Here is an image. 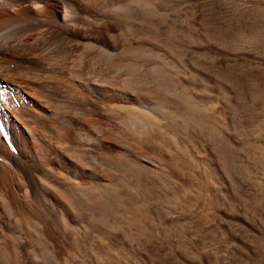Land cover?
<instances>
[{
    "label": "rangeland",
    "instance_id": "rangeland-1",
    "mask_svg": "<svg viewBox=\"0 0 264 264\" xmlns=\"http://www.w3.org/2000/svg\"><path fill=\"white\" fill-rule=\"evenodd\" d=\"M80 1L71 11L77 54L63 38L49 49L67 79L49 118L51 135L69 141L58 145L62 181L26 182L38 201L24 206L0 199V264H264V0ZM72 126L86 130L77 138Z\"/></svg>",
    "mask_w": 264,
    "mask_h": 264
},
{
    "label": "bare ground",
    "instance_id": "bare-ground-1",
    "mask_svg": "<svg viewBox=\"0 0 264 264\" xmlns=\"http://www.w3.org/2000/svg\"><path fill=\"white\" fill-rule=\"evenodd\" d=\"M80 1V0H79ZM82 1H87V0H81L80 2L83 3ZM89 1V0H88ZM90 2V1H89ZM92 2V1H91ZM150 2V1H149ZM79 3V2H78ZM83 3V4H84ZM88 3V2H87ZM95 3V2H94ZM92 2V4H94ZM76 4V0H0V199H5L11 202H16V204H14L17 206H24L26 204V202L32 199H35L37 197H34L33 194L31 193L30 189L27 187L26 182H33L35 185L37 186H46L48 184H50L51 182L55 183H59L60 181H62V179L60 180L61 176V171H59V169L62 167L61 166V161L59 160L61 157V154L63 155V148H61L59 145L60 140L65 141V136L67 137V135L63 134L62 136L64 137H60L59 134L55 136V130L52 132L53 135H51L50 130L51 126H50V122H49V118L52 119V114H54L55 108H56V104L58 103L59 99H57L56 97H54L55 95L57 96V94H55V89H59V87L61 85H63L64 81L66 82L67 79L64 78L63 73H60L58 71L59 67H55V65L53 66V61H55V55H53V52L50 51L49 49L51 48V46L57 43V40H60L59 38H63L65 40V44H64V49L66 54H70V53H74V45H78L79 43L75 40L76 37V32L80 31L81 26L78 25V27L74 26V20L71 14V11L73 9V6ZM86 4V3H85ZM103 4V3H102ZM80 5V4H79ZM93 6V5H92ZM91 7V6H90ZM151 7V6H150ZM76 8V7H75ZM85 8V7H83ZM89 8V7H88ZM92 8V7H91ZM79 9V8H78ZM93 9V8H92ZM85 10V9H84ZM87 10V9H86ZM92 11V10H91ZM102 11V10H101ZM106 11V10H105ZM78 12V11H77ZM88 12V11H87ZM93 12V11H92ZM74 13V11H73ZM83 13V12H82ZM91 13V12H90ZM80 14V13H79ZM86 14V13H85ZM102 14V13H101ZM106 14V13H105ZM88 16V15H87ZM90 16V15H89ZM101 17V16H100ZM83 19V18H82ZM85 19V18H84ZM87 20V19H86ZM85 20V21H86ZM92 20V19H91ZM125 20V19H124ZM76 21V20H75ZM82 21V20H81ZM84 21V20H83ZM84 21V22H85ZM89 22V20H87ZM86 21V22H87ZM83 22V23H84ZM85 22V23H86ZM125 22V21H124ZM82 23V22H81ZM90 23V22H89ZM88 23V24H89ZM93 23V22H92ZM91 23V24H92ZM96 23V22H95ZM87 24V25H88ZM99 24V23H98ZM80 26V28H79ZM90 27V25H89ZM76 28H79V30ZM83 28V27H82ZM86 28V27H85ZM88 28V26H87ZM86 28L87 31H89ZM91 29V28H89ZM100 29V28H99ZM93 30V29H92ZM86 31V32H87ZM100 31V30H99ZM104 31V30H103ZM92 32V31H91ZM79 33V32H78ZM121 33V32H120ZM123 33V32H122ZM106 34V32H105ZM104 34V35H105ZM108 34V33H107ZM86 35V34H84ZM93 35V34H92ZM115 35V33H114ZM124 35V34H123ZM99 36V35H97ZM84 37V36H82ZM88 37V36H86ZM85 37V39H86ZM110 37V36H109ZM115 37V36H114ZM89 38V37H88ZM95 38V37H94ZM102 38V37H101ZM104 38V37H103ZM113 38V37H112ZM111 38V39H112ZM81 39V38H78ZM90 39V38H89ZM97 39L99 40V37H97ZM87 40V39H86ZM113 40V39H112ZM117 40V39H115ZM75 41L77 42L75 44ZM83 41V40H82ZM91 41V40H90ZM80 42V40H79ZM84 42V41H83ZM59 43V42H58ZM57 43V44H58ZM82 42H80L81 44ZM54 44V45H55ZM62 44V43H61ZM83 44V43H82ZM81 44V45H82ZM86 45V44H85ZM93 45V44H92ZM84 46V44H83ZM88 46V45H87ZM85 46V47H87ZM59 47V46H58ZM82 46H80L81 48ZM84 47V48H85ZM118 47V46H117ZM57 48V47H56ZM77 48V47H76ZM79 48V49H80ZM110 48V47H109ZM79 49H77L76 51H78ZM82 49V48H81ZM55 50V49H54ZM53 50V51H54ZM58 51V49H56ZM88 50H89V46H88ZM74 51V52H73ZM85 51L81 50L80 52ZM90 51V50H89ZM64 52V53H65ZM78 51V55L80 53ZM93 52V51H92ZM95 52V50H94ZM55 53V51H54ZM76 53V52H75ZM84 53V52H83ZM87 53V52H86ZM98 53V52H97ZM77 54V53H76ZM75 54V56H76ZM100 54V53H99ZM60 56V54H59ZM85 57V56H84ZM94 57V56H93ZM63 58V57H61ZM75 58V57H74ZM87 58V57H86ZM55 59V60H54ZM66 60V59H65ZM70 60V59H69ZM75 60V59H73ZM72 61V60H71ZM68 61H64V64H67ZM75 62V61H73ZM71 65V64H70ZM89 65V64H88ZM58 66V65H57ZM91 66V65H90ZM65 67V66H64ZM89 67V66H87ZM67 68V67H66ZM93 68V67H92ZM63 69V68H62ZM59 68V70H62ZM85 69V68H84ZM94 69V68H93ZM92 69V70H93ZM75 70V69H74ZM78 70V69H77ZM76 70V71H77ZM80 70V69H79ZM67 71V70H66ZM84 71V70H83ZM68 72V71H67ZM85 72V71H84ZM81 72V73H84ZM89 72V71H88ZM73 73H78L77 72H73ZM80 72L78 73L79 75L81 74ZM87 73V72H86ZM93 73V72H92ZM66 74V72H65ZM98 74V73H96ZM70 75V73L68 74ZM83 76H87L85 73ZM103 76V75H102ZM109 76V75H107ZM66 78L68 76H65ZM90 77V80L94 79L91 78L92 76H88ZM87 77V78H88ZM95 77V76H94ZM86 78V79H87ZM103 78V77H102ZM65 79V80H64ZM73 81H71V83L76 87L77 84H74V78H72ZM85 79V77L83 78ZM109 79V78H108ZM71 79H69L70 81ZM79 80V79H78ZM77 80V83L80 81ZM89 80V81H90ZM91 80V81H92ZM100 80V79H98ZM112 80V79H111ZM85 81V80H84ZM88 81V80H87ZM86 81V82H87ZM83 82V80H82ZM84 82V84L86 83ZM114 82V81H113ZM67 83V82H66ZM70 83V82H69ZM80 83V82H79ZM90 83V82H89ZM93 83V82H92ZM101 83V81H100ZM99 83V84H100ZM82 84V83H81ZM79 84V85H81ZM91 84V83H90ZM89 85H87V87H91ZM94 84V83H93ZM106 84V83H105ZM104 84V85H105ZM109 84V82H108ZM115 84V83H114ZM119 84V83H118ZM68 85V84H67ZM65 85V86H67ZM102 85V84H101ZM111 85V83H110ZM73 86V87H74ZM85 85L81 86L84 87ZM115 86V85H114ZM80 88V86L77 85V88ZM87 87L83 88L86 89ZM104 87V86H103ZM110 87V86H109ZM80 88V89H81ZM93 88V87H92ZM106 88V86H105ZM115 88V87H114ZM65 89V88H64ZM80 89H74L72 91H76L79 93L81 90ZM63 90V88L61 89ZM106 90V89H105ZM119 90V89H118ZM60 91V90H59ZM58 91V95L60 94ZM72 91H69L70 93ZM91 92V90H89ZM93 91V90H92ZM67 92V91H65ZM73 92V93H74ZM100 92V91H99ZM115 92V91H114ZM76 93V92H75ZM76 93L77 95L73 94V96H76V101H79L86 96V94L83 96V94H80V100L79 99V94ZM98 93V92H97ZM67 94V93H66ZM72 94V93H71ZM70 94V95H71ZM99 94V93H98ZM108 94V93H107ZM112 94V93H111ZM68 96V97H72V96ZM89 95V94H88ZM118 95V93H117ZM124 94H122L123 96ZM60 96V95H59ZM81 96H83L81 98ZM92 96V93L91 95ZM94 96V95H93ZM104 96V95H103ZM121 96V97H122ZM125 96V95H124ZM61 97H63V95H61ZM65 97V96H64ZM86 98H88V96H86ZM84 99L85 102H87L86 100L88 99ZM90 98V97H89ZM105 98V97H104ZM112 98V97H111ZM72 98L71 100L74 101ZM82 99V100H83ZM90 99H94L93 97ZM64 100H68L66 98H64ZM70 100V101H71ZM83 100L84 105L86 104ZM96 100V98H95ZM103 100V99H102ZM63 101L60 99L59 103ZM100 101V100H99ZM65 102V101H64ZM68 102V101H67ZM65 102V104L67 103ZM91 102V101H90ZM90 102H88L87 104H89ZM93 102V101H92ZM91 102V103H92ZM98 102V101H97ZM74 103V102H73ZM82 103V102H81ZM82 103V104H83ZM96 103V101L94 102V104ZM99 103V102H98ZM64 104V103H62ZM67 104H72V103H67ZM86 104V105H87ZM68 105V108H69ZM77 108H78V104ZM82 105V108L83 106ZM86 105L84 108H86ZM92 104H90L91 106ZM100 105V104H99ZM105 105V103H104ZM59 108L61 109L60 105L58 104ZM72 106H74L72 104ZM89 106V105H87ZM89 106V107H90ZM95 106V105H93ZM101 106V105H100ZM99 106V107H100ZM67 107V106H66ZM76 107V106H75ZM88 107V108H89ZM102 107V106H101ZM104 107V106H103ZM106 107V106H105ZM66 108V109H68ZM76 108V110H77ZM81 109V107H79ZM87 108V112L86 113H91V110H88ZM137 108V107H136ZM160 108V107H159ZM66 109L61 111L63 112V114H66L67 112H69V114L67 113L66 115H70L73 114L72 112L74 111H67ZM91 109V108H89ZM93 109V107H92ZM101 109V108H100ZM109 109V108H108ZM134 109V108H133ZM71 110V106L70 109ZM83 110V109H81ZM80 110V111H81ZM104 110V109H103ZM65 111V112H64ZM78 111V110H77ZM79 111V112H80ZM86 111V109H85ZM109 111V110H108ZM95 112V111H94ZM103 112V111H102ZM58 113V110H57ZM83 113V112H82ZM105 113V112H104ZM59 112V114H57L59 117L61 116ZM75 114V113H74ZM73 114V116H75ZM78 114V112H77ZM96 114V112L93 115H89L90 117H87V120H91L92 123L93 120L91 118V116L93 117ZM98 114V113H97ZM83 115V114H82ZM85 115V114H84ZM101 115H104L101 113ZM55 116V115H53ZM57 116V117H58ZM72 116V117H73ZM81 116V114H80ZM87 115H85L86 117ZM105 116V115H104ZM106 116H107V112H106ZM61 117H64L63 115ZM66 117V116H65ZM63 120L66 119H72V117L68 118L69 116H67V118H65ZM111 117V116H108ZM91 118V119H90ZM123 118V117H122ZM145 118V117H144ZM58 119V118H57ZM82 119V117L80 118V120ZM84 119V118H83ZM86 119V118H85ZM97 119V118H96ZM143 119V118H142ZM150 119V118H149ZM55 120V119H54ZM59 120L61 121L62 119L59 118ZM58 120V121H59ZM72 120H75L76 122V118L74 117ZM88 120V121H89ZM108 120V119H107ZM112 120V119H109ZM53 121V120H52ZM57 121V120H55ZM68 121V120H67ZM67 121H64L65 123H67ZM70 121V120H69ZM78 121V120H77ZM82 121V120H81ZM81 121L78 122V124H81ZM88 121L85 122V120L83 122H85V124H88ZM100 121V120H97ZM96 121V122H97ZM104 121V120H103ZM113 121V120H112ZM157 121V120H156ZM62 122V121H61ZM61 122L59 124H61ZM73 122V121H72ZM90 122V121H89ZM54 124H56L57 122H53ZM52 123V124H53ZM63 123V122H62ZM64 123V124H65ZM69 123V122H68ZM91 123V122H90ZM114 123V122H113ZM120 123V122H119ZM126 123V122H125ZM53 124V126H54ZM63 124V125H64ZM74 124V123H72ZM72 124H68L69 128L71 129V125ZM77 124V123H76ZM116 124V123H115ZM144 124V123H143ZM58 125V123H57ZM83 125V123L81 124V126ZM121 125V124H120ZM67 126V124H66ZM64 126V127H66ZM75 127V125H73ZM72 126V128H73ZM80 126V127H81ZM123 126V125H122ZM56 127V126H55ZM60 129L61 125L59 126ZM63 127L62 132L65 131V128ZM86 127V125H85ZM84 127V130H86V128ZM88 127V126H87ZM68 128V129H69ZM77 128V127H75ZM79 128V126H78ZM82 128V127H81ZM80 128V129H81ZM89 128V127H88ZM87 128V129H88ZM58 129V128H57ZM83 129V128H82ZM74 131H76L73 128ZM79 130V129H78ZM77 130V131H78ZM84 130L80 131L81 133L83 132L84 134ZM89 130H91V127L89 128ZM73 131V132H74ZM74 137L78 138L77 132ZM124 131V130H123ZM67 132V129L66 131ZM69 132V130H68ZM71 134L73 133L72 131H70ZM89 133V131H87ZM92 131H90L89 134H91ZM95 132V131H94ZM61 133V132H59ZM86 133V131H85ZM86 133V134H88ZM93 133V132H92ZM80 134V138L82 139V135ZM88 134V137H89ZM61 135V134H60ZM72 136V135H71ZM91 136V135H90ZM102 136V135H101ZM73 137L72 141H77V138L75 139ZM84 137V136H83ZM93 137V136H92ZM53 138V139H52ZM55 141L53 142L52 140ZM71 139V138H70ZM84 139V138H83ZM86 139V136H85ZM101 139L103 140V138L101 137ZM67 140V139H66ZM89 140V139H88ZM64 141H61L64 142ZM104 141H106V139H104ZM66 142V141H65ZM69 142V141H68ZM66 142V143H68ZM78 142V141H77ZM79 142H81L79 140ZM100 142V141H99ZM108 142V141H107ZM106 142V143H107ZM65 143V144H66ZM82 143V142H81ZM87 143V142H84ZM105 143V142H104ZM57 144V145H56ZM64 144V145H65ZM74 144V143H72ZM79 144V143H78ZM90 144V143H89ZM98 144V143H97ZM100 144V143H99ZM98 144V145H99ZM64 145H62L64 147ZM68 145V144H67ZM70 145V143H69ZM80 145V144H79ZM76 143L72 146L74 149V146H76L74 150H77L79 146ZM83 146V144H81ZM94 145V144H93ZM97 145V146H98ZM109 145V144H108ZM66 146V145H65ZM82 146H80L82 148ZM92 146V145H90ZM102 146V145H101ZM88 147L87 149H89V146H85ZM85 147H83L85 149ZM94 147V146H93ZM100 147V146H98ZM103 147V146H102ZM91 148V147H90ZM108 148V147H107ZM65 149V147H64ZM67 149V148H66ZM69 149V148H68ZM80 149V148H79ZM84 149H81L84 150ZM106 149V148H105ZM110 149V148H109ZM113 149V147H112ZM70 150V149H69ZM69 150H66L69 153ZM86 150V149H85ZM84 150V151H85ZM104 150V148H103ZM80 151V150H79ZM89 154H87L88 152ZM84 153L86 154H82L85 157H87V155H91L90 154V149L86 150ZM97 151V150H96ZM105 151V150H104ZM72 152V151H71ZM70 152V154H71ZM77 152V151H76ZM108 152V151H107ZM107 152H103L105 154H107ZM121 152V151H120ZM93 153V152H91ZM109 153V152H108ZM69 154V155H70ZM75 152H72V155L74 156ZM104 154V155H105ZM110 154V153H109ZM115 154V153H114ZM121 154V153H120ZM119 154V155H120ZM125 154V153H124ZM122 153V155H124ZM67 155V154H66ZM94 155V154H92ZM101 155V154H100ZM112 155V152H111ZM108 155V156H111ZM65 156V155H64ZM73 156L71 157V159L73 158ZM79 156V155H78ZM106 155V157H108ZM118 156V155H117ZM68 157V156H67ZM75 157L77 158V156L75 155ZM83 157V156H81ZM79 156V159L81 158ZM87 159V163L88 158ZM95 157V156H94ZM96 158V157H95ZM110 159H112V157H109ZM107 158V159H109ZM119 158V157H118ZM77 159V160H79ZM83 159V158H81ZM83 161H86L84 160ZM91 159V158H90ZM105 159V156L104 158ZM102 159V160H103ZM124 159V158H123ZM93 160V159H92ZM95 160V159H94ZM72 161H74V159H72ZM82 161V160H81ZM98 161H100L98 159ZM106 161V160H104ZM109 160L106 161V163ZM114 161V160H113ZM122 161H115V163H118ZM68 162V161H67ZM125 162V161H124ZM101 163V162H100ZM109 163V162H108ZM110 163L111 160H110ZM114 163V164H115ZM123 163V162H122ZM122 163L120 164H116V167L118 165L121 166L122 168ZM105 165V163H102ZM124 164V163H123ZM129 164V163H128ZM76 165V163H75ZM113 165V164H111ZM126 165V164H125ZM72 166V165H71ZM78 166V165H77ZM85 166V165H84ZM109 166V165H107ZM76 167V166H75ZM111 167V166H110ZM113 167V166H112ZM134 167V166H133ZM77 169V168H76ZM86 169V168H85ZM84 169V170H85ZM115 169V168H114ZM124 169V168H123ZM70 170V169H69ZM106 170V169H105ZM112 170V169H111ZM121 170V169H120ZM75 171V170H74ZM122 171V170H121ZM127 171V170H126ZM71 172V171H68ZM79 172V171H78ZM85 172V171H84ZM123 172V171H122ZM63 173V172H62ZM80 173V172H79ZM95 173V172H94ZM120 173V172H119ZM78 174V173H77ZM92 174V173H91ZM118 174V173H117ZM121 175H123L121 173ZM71 176V175H70ZM90 176V173H89ZM94 176V174H93ZM68 179L70 178L68 175L66 176ZM64 177V178H66ZM98 177V176H97ZM95 180V177H92ZM109 178V177H108ZM122 178V177H121ZM100 179V178H98ZM107 179V178H106ZM124 180V178H122ZM129 179V178H128ZM60 180V181H59ZM93 180V179H92ZM93 180V182H94ZM64 181V180H63ZM74 181V180H73ZM83 181V180H82ZM100 181V180H99ZM98 181V182H99ZM102 181V180H101ZM66 182V181H64ZM63 182V183H64ZM96 182V181H95ZM105 182V181H104ZM133 182V181H131ZM51 183V184H52ZM110 183V182H109ZM126 183V182H125ZM29 184V183H27ZM66 184V183H65ZM80 184V183H78ZM20 185L21 187V192L17 193L13 190V188H16V186ZM57 185V184H56ZM132 185V184H131ZM58 186V185H57ZM62 186V183H61ZM64 186V185H63ZM107 187V185H105ZM138 186V185H137ZM71 187V186H70ZM74 187V186H73ZM105 187V188H106ZM121 187V186H120ZM38 188V187H37ZM66 188V187H65ZM64 188V189H65ZM113 188V187H112ZM36 189V188H35ZM60 189V188H59ZM59 189H56L59 190ZM69 189L70 188H66ZM73 189V188H72ZM76 189V188H75ZM37 190V189H36ZM43 190V189H42ZM104 190V189H103ZM109 190V189H108ZM113 190V189H112ZM120 190V189H119ZM52 191V190H51ZM106 191V190H105ZM123 191V189H122ZM36 192V191H35ZM45 192V191H44ZM79 192V190H78ZM81 192V191H80ZM83 192V191H82ZM34 193V192H33ZM42 193V192H40ZM105 193V192H104ZM76 194V193H75ZM87 194V193H86ZM109 194V192H108ZM38 195V194H36ZM35 195V196H36ZM43 195V194H42ZM96 195V194H95ZM94 195V196H95ZM105 195V194H104ZM44 196V195H43ZM46 196V195H45ZM44 196V197H45ZM63 196V195H62ZM75 196V195H74ZM72 196V197H74ZM78 196V193L77 195ZM80 196V194H79ZM109 197H111L110 195H108ZM40 197V196H39ZM42 197V196H41ZM47 197V196H46ZM45 197V198H46ZM70 197V196H69ZM68 197V198H69ZM71 197V198H72ZM84 195L82 196L83 199ZM78 198V197H77ZM105 198V197H104ZM103 198V200H105ZM38 199V198H37ZM41 199V198H40ZM42 202V200H40ZM74 199V198H73ZM76 199V198H75ZM74 199V200H75ZM79 199V198H78ZM118 199V198H117ZM71 200V199H70ZM80 200V199H79ZM107 200V199H106ZM111 200V199H110ZM38 201V200H36ZM73 201V200H72ZM78 201V200H76ZM74 201V202H76ZM71 202V201H70ZM1 203V202H0ZM27 203V204H28ZM33 203V202H32ZM37 203V202H36ZM46 203V202H45ZM51 203V202H50ZM84 203V201L82 202ZM92 203V202H90ZM99 203V200L98 202ZM78 204V203H77ZM88 204V202H87ZM93 204V203H92ZM91 204V205H92ZM103 204V203H102ZM109 204V201H108ZM107 204V205H108ZM111 204V201H110ZM46 205V204H45ZM48 205V204H47ZM72 205V204H71ZM100 205V204H99ZM119 205V204H118ZM7 206V205H6ZM5 206V207H6ZM12 206V205H10ZM16 206V207H17ZM85 206V205H84ZM15 207V208H16ZM30 207V206H28ZM47 206H45L46 209ZM50 207V206H49ZM47 207V208H49ZM54 207V206H53ZM71 207V206H70ZM73 207V206H72ZM71 207V208H72ZM76 207V206H75ZM79 207V205H78ZM77 207V208H78ZM88 207V205H87ZM96 207V206H95ZM105 207V206H104ZM124 207V206H123ZM14 208V209H15ZM24 208V207H23ZM66 208V207H65ZM9 209V208H8ZM55 209V207H54ZM61 209V208H58ZM84 209V208H83ZM91 209V208H90ZM118 209V208H117ZM7 210V209H6ZM5 210V211H6ZM13 211V209H11ZM19 210V209H18ZM51 210V209H50ZM53 210V209H52ZM97 210V208H96ZM104 210H107L104 209ZM2 211V210H1ZM4 211V209H3ZM39 211V210H38ZM56 211V210H55ZM65 211V210H64ZM71 211V210H70ZM72 211H75L74 208ZM88 211V210H87ZM98 211V210H97ZM103 211V209H102ZM18 212V211H17ZM57 212V211H56ZM60 212V211H59ZM92 212V210H91ZM96 212V211H94ZM99 212V211H98ZM105 212V211H104ZM109 212V211H108ZM12 213V212H11ZM42 213V212H41ZM52 213V212H51ZM65 213H69L66 212ZM74 213V212H73ZM86 213V212H85ZM84 213V214H85ZM106 213V212H105ZM5 214V213H4ZM15 213L13 212V215ZM54 214V213H53ZM62 214V211H61ZM70 214V213H69ZM77 214V213H75ZM83 216L82 213H79ZM109 214V213H108ZM3 215V214H1ZM11 215V214H10ZM56 215V214H55ZM71 215V214H70ZM86 215V214H85ZM90 215V214H89ZM4 216V215H3ZM54 216V215H53ZM67 216V215H65ZM78 216V215H76ZM87 216V215H86ZM82 217L83 219H88V217ZM102 216V215H101ZM105 216V214H104ZM17 217V216H16ZM64 217V216H63ZM73 217V216H72ZM81 217V216H80ZM2 217H0L1 219ZM67 218V217H66ZM74 218L75 215H74ZM105 218V217H104ZM98 219V218H96ZM103 220V218H101ZM101 219H98L101 221ZM19 220V219H18ZM64 220V219H63ZM67 220V219H66ZM75 220V219H74ZM89 220H92L89 219ZM97 220V221H98ZM69 221V220H68ZM68 221H66L68 223ZM85 221V220H84ZM83 221V222H84ZM96 221V222H97ZM125 221V220H124ZM1 222V221H0ZM21 222V221H20ZM59 222V221H57ZM71 222V221H70ZM87 222V221H86ZM90 222H95L94 219ZM106 222V221H105ZM104 222V223H105ZM56 223V222H55ZM61 223V222H60ZM74 223V222H73ZM119 223V222H118ZM123 223V222H122ZM24 224V223H23ZM62 224V223H61ZM70 224V223H69ZM72 224V223H71ZM82 224V223H81ZM85 224V223H84ZM90 224V223H89ZM97 224V223H96ZM66 225V224H65ZM95 225V224H94ZM25 226V225H24ZM59 226V225H58ZM64 227V225H62ZM74 226V225H72ZM71 226V227H72ZM76 226V225H75ZM96 226V225H95ZM40 227V226H39ZM66 227V226H65ZM64 227V228H65ZM82 227V225H81ZM29 228V227H28ZM69 228V227H68ZM78 228V227H77ZM85 228V227H84ZM98 228V227H97ZM36 229V228H35ZM41 231V227L39 228ZM61 229V228H60ZM70 229V228H69ZM86 229V228H85ZM30 230V229H29ZM28 230V231H29ZM33 229H31L32 231ZM38 230V228H37ZM35 230V231H37ZM42 230H43V226H42ZM66 230V228L64 229ZM81 230V229H79ZM83 230V228H82ZM1 231V230H0ZM4 231V230H3ZM27 231V232H28ZM29 231V232H31ZM32 231V234L35 232ZM74 230H71V232ZM76 231V230H75ZM74 231V232H75ZM39 232V231H38ZM42 232V231H41ZM68 232V231H67ZM79 232V231H78ZM92 232V231H91ZM3 232L1 231V234ZM65 233V232H63ZM87 233V232H86ZM89 233V232H88ZM87 233V234H88ZM40 234V233H39ZM85 234V233H84ZM37 235V234H36ZM3 236V234H2ZM1 237V236H0ZM5 237V236H4ZM3 237V239L5 240V238ZM73 238V237H72ZM2 239V238H1ZM0 239V240H1ZM15 239H13L14 242ZM6 241H8L6 239ZM16 242V241H15ZM3 245V244H2ZM40 245V244H39ZM5 246V245H4ZM10 246V245H9ZM8 246V247H9ZM41 246V245H40ZM43 246V245H42ZM16 247V246H15ZM11 248V247H10ZM9 248V249H10ZM13 248V246H12ZM42 248V247H41ZM35 249V248H34ZM13 252V249H11ZM11 250H9L11 252ZM1 251V250H0ZM15 251V250H14ZM9 252V253H10ZM7 252V254H9ZM16 253V251H15ZM48 253V252H46ZM4 254V253H3ZM18 254V253H17ZM35 255V254H34ZM3 256L6 255L4 254ZM15 256V255H13ZM19 256V255H18ZM10 256H8L7 258H9ZM12 257V256H11ZM6 258V259H7ZM17 258V257H16ZM42 258V257H41ZM12 259V258H11ZM9 259V261L11 260ZM53 259V258H52ZM5 260V259H4ZM17 259H15L16 261ZM8 259L6 260L7 263ZM56 261V260H55ZM5 262V261H4ZM43 262V261H42ZM17 263V262H16ZM15 263V264H16ZM52 263V262H51ZM56 263V262H55ZM57 264V263H56Z\"/></svg>",
    "mask_w": 264,
    "mask_h": 264
}]
</instances>
